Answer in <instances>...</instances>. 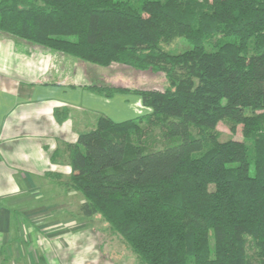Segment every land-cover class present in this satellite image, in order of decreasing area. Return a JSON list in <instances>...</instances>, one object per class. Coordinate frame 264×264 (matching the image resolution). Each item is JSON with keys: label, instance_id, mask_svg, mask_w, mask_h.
<instances>
[{"label": "trees", "instance_id": "trees-1", "mask_svg": "<svg viewBox=\"0 0 264 264\" xmlns=\"http://www.w3.org/2000/svg\"><path fill=\"white\" fill-rule=\"evenodd\" d=\"M0 32L169 79L90 87L152 111L102 116L69 145L84 216L140 264H264V0H0ZM178 39L187 49L163 48ZM224 120L242 140L211 132Z\"/></svg>", "mask_w": 264, "mask_h": 264}, {"label": "crops", "instance_id": "crops-1", "mask_svg": "<svg viewBox=\"0 0 264 264\" xmlns=\"http://www.w3.org/2000/svg\"><path fill=\"white\" fill-rule=\"evenodd\" d=\"M72 62L0 32V264H44L46 250L63 262L50 238L70 249L64 258L71 263L96 259L90 241L79 239V232L87 234L79 225L85 197L71 187L69 145L102 116L121 122L150 112L133 92L109 96L91 89L97 83L89 65L80 72ZM117 82L104 81L141 88L126 76ZM26 233L37 241L39 257Z\"/></svg>", "mask_w": 264, "mask_h": 264}, {"label": "rangeland", "instance_id": "rangeland-1", "mask_svg": "<svg viewBox=\"0 0 264 264\" xmlns=\"http://www.w3.org/2000/svg\"><path fill=\"white\" fill-rule=\"evenodd\" d=\"M163 48L171 53L181 52L187 49V47L186 48L183 47V43L179 39L171 44L168 45L164 44ZM72 58H73L72 66L75 67L80 72L81 69L84 70L85 68V67L83 68L82 66L89 65V68L87 69L90 70L89 72L90 77L93 80H95V82L99 86L107 85L104 83V81L118 83L117 82L118 77H122V76L124 77L126 76L135 80L137 79V84L140 87H150L152 85H159L162 87L169 86V79L166 74L156 75L150 70H146V69H135V71L129 69L121 70L119 68L120 66L118 65H114L111 67H102L82 61L75 57ZM115 85H119V84H115ZM147 124H148L147 119H143L140 121V125L142 127L146 126ZM230 128H231V123L229 121L224 120L219 122L216 128L211 132L218 134L219 138L224 141L231 138L236 140L243 139L240 127H238L237 131L235 132H232ZM246 143L253 150L252 142L247 141ZM80 194L82 195V193ZM81 216L83 217V218L81 217V219H84L83 221H81L83 223L79 224L80 226H83L81 231L86 230L87 234H89V237H85L87 235L86 233H84L85 234L84 235L82 232H79V239L81 242L90 241L89 243L91 245V249L94 250V254H95V256H92L91 259L96 258L95 260L87 259L84 261L83 264H140L133 250L127 245V243L123 240L122 237L112 232L109 224L105 221V219L101 214H96L92 217H86L81 213ZM26 234L31 239V235H29V233ZM50 240L54 241L56 245V249L60 253V256H62L63 258V262L57 260L55 257L54 258L51 257L50 252L46 250L48 253L44 251L41 252L43 253L42 254L43 256H46L43 258L44 264H75V263H71L70 260L68 261L64 258V256H66V254L70 252L69 248L66 249L67 251L65 252V250L62 248L57 238H50L47 240V242H50ZM30 242H33L32 247L35 248L34 250H36V254L39 257L40 249L39 247L36 248L37 241L31 239ZM12 263H14V261H12L9 264ZM251 264H257V262L253 260L251 261Z\"/></svg>", "mask_w": 264, "mask_h": 264}, {"label": "built area", "instance_id": "built-area-1", "mask_svg": "<svg viewBox=\"0 0 264 264\" xmlns=\"http://www.w3.org/2000/svg\"><path fill=\"white\" fill-rule=\"evenodd\" d=\"M145 106V105H144ZM147 107V106H146ZM148 108H150V107H148ZM152 111V109L150 108V112Z\"/></svg>", "mask_w": 264, "mask_h": 264}]
</instances>
